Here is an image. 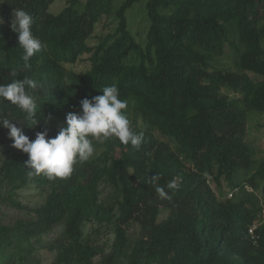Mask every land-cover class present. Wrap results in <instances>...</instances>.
Here are the masks:
<instances>
[{
  "label": "trees",
  "instance_id": "obj_1",
  "mask_svg": "<svg viewBox=\"0 0 264 264\" xmlns=\"http://www.w3.org/2000/svg\"><path fill=\"white\" fill-rule=\"evenodd\" d=\"M139 1L67 0L53 14L56 0H0V85L24 76L40 84L36 126L10 104L0 115L30 139L45 129L54 137L82 99L115 83L144 134L139 150L94 141L95 155L55 181L29 177L27 154L0 160V264H37L56 227L52 264H264V156L247 140L248 116L264 113V0H147L141 41L127 17ZM16 8L46 45L29 68L10 26ZM80 63L87 68H69ZM11 144L0 127V149ZM174 178L176 191L166 187ZM22 191L43 200L30 207ZM7 211L23 216L5 222Z\"/></svg>",
  "mask_w": 264,
  "mask_h": 264
},
{
  "label": "clouds",
  "instance_id": "obj_2",
  "mask_svg": "<svg viewBox=\"0 0 264 264\" xmlns=\"http://www.w3.org/2000/svg\"><path fill=\"white\" fill-rule=\"evenodd\" d=\"M0 24L3 20L0 19ZM11 29L18 34V47L22 49V61L29 68L31 58L42 52L46 45L32 31L33 17L23 8L13 9ZM15 77L17 73L11 72ZM40 87L36 79L24 76L22 80L0 85V104H10L25 115V124L29 128L37 125L38 105L33 90ZM101 95L91 100L80 101V111L70 112L65 118V127L60 128L54 137L48 132H37L34 139L24 134L22 127H17L12 120L0 115V127L7 129L11 147L27 154L25 167L28 176L44 175L50 181L66 179L71 176L76 164L89 161L96 153L94 141L104 142L116 139L122 145H130L139 150L144 142V134L133 130L126 115L128 102L120 98L118 86L113 83L102 88ZM160 174L148 177L152 182L160 179ZM174 178L166 185L167 189H179ZM155 192L162 200H171L172 196L165 186L156 184Z\"/></svg>",
  "mask_w": 264,
  "mask_h": 264
},
{
  "label": "rangeland",
  "instance_id": "obj_3",
  "mask_svg": "<svg viewBox=\"0 0 264 264\" xmlns=\"http://www.w3.org/2000/svg\"><path fill=\"white\" fill-rule=\"evenodd\" d=\"M67 0H56L51 8V12L56 14L60 9L66 4ZM122 1V0H120ZM147 0H140L136 3L133 8L127 12V17L129 22H132L131 26L132 34L136 36L137 40L141 41L144 37L147 24L145 20H141V17L146 16L145 4ZM102 33L100 25L96 29V34L99 35ZM233 56L227 54L222 63L224 66H232ZM74 71H80L87 68L86 63H80L69 67ZM247 140L253 147L254 158L259 160L264 156V113L252 112L248 116L247 120ZM22 152L14 149L10 146H6L0 149V160H9L12 155L20 154ZM109 193V190L106 189L103 196ZM21 200L24 204L34 207L39 205L43 200V195L36 191H22L20 192ZM23 216V213L7 211V215L4 218L5 222L12 221L13 219ZM84 233L87 234L90 230V225L86 224L84 226ZM62 233L61 227L54 228L48 235L42 238L40 249L37 250L36 259L37 264H52L55 254L57 253V243L56 240L60 237ZM112 235H107L102 238L105 240H112Z\"/></svg>",
  "mask_w": 264,
  "mask_h": 264
},
{
  "label": "built area",
  "instance_id": "obj_4",
  "mask_svg": "<svg viewBox=\"0 0 264 264\" xmlns=\"http://www.w3.org/2000/svg\"><path fill=\"white\" fill-rule=\"evenodd\" d=\"M231 197V193H229L228 194V198H230ZM252 232V229L250 230V233Z\"/></svg>",
  "mask_w": 264,
  "mask_h": 264
}]
</instances>
